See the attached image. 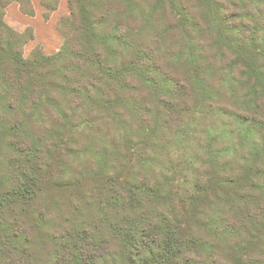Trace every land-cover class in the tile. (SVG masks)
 I'll list each match as a JSON object with an SVG mask.
<instances>
[{"label": "trees", "instance_id": "trees-1", "mask_svg": "<svg viewBox=\"0 0 264 264\" xmlns=\"http://www.w3.org/2000/svg\"><path fill=\"white\" fill-rule=\"evenodd\" d=\"M12 2L0 264H264V0Z\"/></svg>", "mask_w": 264, "mask_h": 264}, {"label": "crops", "instance_id": "crops-1", "mask_svg": "<svg viewBox=\"0 0 264 264\" xmlns=\"http://www.w3.org/2000/svg\"><path fill=\"white\" fill-rule=\"evenodd\" d=\"M31 2H32L33 8H34V15L33 16H29V15L23 14L20 11V9H19V4L17 2H12L6 8L5 19L7 18L8 21L12 24L10 26H14V28L16 30H18L19 32L23 31L26 27H30L31 26L33 28V35L36 38L37 29H38V26H39L38 18L39 17L43 18L44 9L40 5L39 0H31ZM61 2H62V0L60 1L59 7L61 5ZM59 7H58V9H59ZM56 11H53L51 13L50 17ZM50 17L47 20H45L43 18V20L48 24V21H49ZM56 21H54V25H53L55 32H52L51 29H50V32H49V35H51L49 37H52L54 39V40H51V41L55 42V44H53V45L49 44V46H45V42L49 40V37H48V35H45V36L41 35L42 37H41L40 41L44 42V46H42V49H43L45 54H52V53L56 52L59 49V47H60L62 38H61L60 34L57 32V30H56ZM40 45H42V44H40Z\"/></svg>", "mask_w": 264, "mask_h": 264}, {"label": "rangeland", "instance_id": "rangeland-1", "mask_svg": "<svg viewBox=\"0 0 264 264\" xmlns=\"http://www.w3.org/2000/svg\"><path fill=\"white\" fill-rule=\"evenodd\" d=\"M7 8V7H6ZM68 9H67V6H66V0H62L61 2V5L59 7V9L53 13V15L50 17L49 21H48V24L43 20V18H38L39 20V26H38V29H37V36L36 38L33 36V39L31 41H29L27 44H25L24 46V56H28L30 51L36 46V45H40L42 44L41 46H44V42L40 41L41 39V35H49V32H50V29L52 30V32H55L54 31V21L58 20L59 17L62 15V14H65L67 13ZM5 16H6V9H5ZM5 21L9 24V25H12L8 19L6 18ZM57 22V21H56ZM14 30H16L14 28V26H11ZM27 28H31L32 31H33V28L30 26V27H26L23 31L19 32L18 30H16L17 32L19 33H23ZM51 38V39H50ZM51 40H54L52 37H49V40L45 42V46H49V44L53 45L55 44V42H52ZM227 261L225 258L223 257H215L214 258V264H223V262Z\"/></svg>", "mask_w": 264, "mask_h": 264}]
</instances>
